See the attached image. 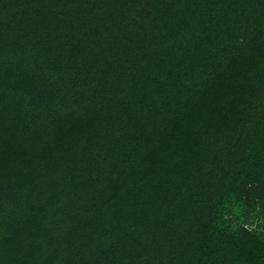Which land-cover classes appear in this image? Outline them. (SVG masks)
<instances>
[{"label": "trees", "instance_id": "16d2710c", "mask_svg": "<svg viewBox=\"0 0 264 264\" xmlns=\"http://www.w3.org/2000/svg\"><path fill=\"white\" fill-rule=\"evenodd\" d=\"M0 264H264V0H0Z\"/></svg>", "mask_w": 264, "mask_h": 264}]
</instances>
